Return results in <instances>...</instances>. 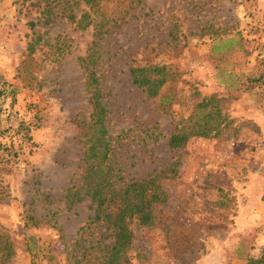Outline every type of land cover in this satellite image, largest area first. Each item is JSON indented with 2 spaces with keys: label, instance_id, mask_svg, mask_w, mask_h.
<instances>
[{
  "label": "rangeland",
  "instance_id": "obj_1",
  "mask_svg": "<svg viewBox=\"0 0 264 264\" xmlns=\"http://www.w3.org/2000/svg\"><path fill=\"white\" fill-rule=\"evenodd\" d=\"M87 11L0 0V242L10 247L0 261L101 264L113 246L89 197L65 199L84 193L88 67L123 183L167 171L162 202L138 200L129 220L128 264H249L264 248V0H103L91 15L100 39L69 19ZM217 38L241 48L213 54ZM153 66L167 82L150 99L130 68ZM203 101L220 111L221 132L171 148Z\"/></svg>",
  "mask_w": 264,
  "mask_h": 264
},
{
  "label": "trees",
  "instance_id": "obj_2",
  "mask_svg": "<svg viewBox=\"0 0 264 264\" xmlns=\"http://www.w3.org/2000/svg\"><path fill=\"white\" fill-rule=\"evenodd\" d=\"M103 0H74L76 5L82 3L88 8L87 12H82L78 19L74 15H69V19L79 29H86L93 26L95 31L93 36L100 39L106 31H103V24L95 21L94 17ZM213 54L228 52L234 48H241V45L235 38L220 39L217 38L211 45ZM94 47V44H93ZM87 72L86 90L89 94V104L91 113L89 116V129L91 135L84 146L82 156V180L84 193L79 195L78 191L68 193L65 199L69 204L81 202L84 197H89L92 203L96 204L93 219L106 224L113 230L114 243L109 250H105V257L101 264H128L126 251L131 244V233L128 230V223L138 213V200H146L148 204L162 202L160 198L163 191L159 185L161 178L165 177V171L150 176L147 180L141 182L123 183L118 176L115 164L112 162L110 143L108 140V130L105 125L107 111L102 100V92L98 87L96 74L84 67ZM165 71L157 66L153 67H131L130 79L132 85L142 89L148 98H155L162 86L167 82ZM208 104L201 102L197 104L194 113L188 118L179 122L171 134L168 143L171 148H177L185 143L191 137H215L221 132L220 125L225 124V120L220 119L218 109H209ZM220 119V121H217ZM191 123L192 125L188 124ZM224 127V125H223ZM174 168L171 164L167 170ZM148 219L143 217L142 221ZM0 242V252L3 257L10 255L8 244ZM244 258L242 254L237 256ZM87 264H93L92 259L86 258ZM249 264H264V248L260 251L256 259L248 258ZM3 261H0L2 264ZM96 264V263H94Z\"/></svg>",
  "mask_w": 264,
  "mask_h": 264
}]
</instances>
